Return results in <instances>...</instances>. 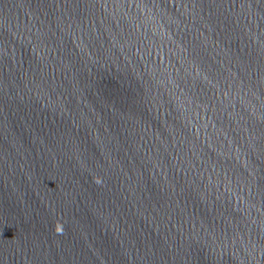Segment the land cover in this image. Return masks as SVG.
Masks as SVG:
<instances>
[{
	"label": "water",
	"instance_id": "95a60500",
	"mask_svg": "<svg viewBox=\"0 0 264 264\" xmlns=\"http://www.w3.org/2000/svg\"><path fill=\"white\" fill-rule=\"evenodd\" d=\"M0 264H264V0H0Z\"/></svg>",
	"mask_w": 264,
	"mask_h": 264
}]
</instances>
